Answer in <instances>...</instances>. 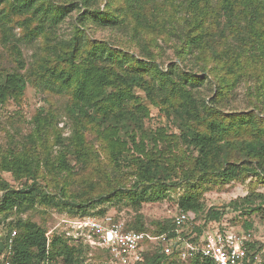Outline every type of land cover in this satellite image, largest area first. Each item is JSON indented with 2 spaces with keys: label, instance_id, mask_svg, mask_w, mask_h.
<instances>
[{
  "label": "trees",
  "instance_id": "trees-1",
  "mask_svg": "<svg viewBox=\"0 0 264 264\" xmlns=\"http://www.w3.org/2000/svg\"><path fill=\"white\" fill-rule=\"evenodd\" d=\"M64 1L69 6L57 5L52 0H0L8 5L14 14L25 17V24H30L32 21L40 23L42 18L37 15L44 16L50 24H55L61 22L72 9L79 10V6L85 10L79 19L81 26L88 23L100 28L121 30L124 20L129 17L134 21L133 27L129 30L132 42L134 40L136 46L140 47L144 54L140 53L136 57L97 42L92 45L90 43L89 46L83 45L76 36L65 45L66 50L60 47V53H53L52 67L48 66L46 58L39 61L38 72L34 74V70L32 71L34 76L41 78L42 82L48 85L69 90L71 102L67 113L74 121L75 129L69 138L61 137L59 132L54 135V145L59 147V151L52 159L48 145H46L45 135L49 128L53 129L54 117L42 110L37 111L32 121L33 132L23 139V146L20 149L12 148L7 155L0 157V171L11 173L17 180L26 178L31 181V184L26 182L20 189L15 190L0 179V190L2 191L0 216L6 217L12 212L16 215L23 213L33 209L37 203L44 206L70 207V215L74 216L77 212H81L80 217L87 216L85 209L92 201L90 198L87 197L84 204H76L74 201L56 199L39 188L37 178L40 166L44 165L50 172L54 171L57 174L71 173L74 168L84 167L91 156V151L84 139L87 125L97 128L99 136L106 140L110 156L115 160L125 149L126 138H130L132 144L138 147L135 134L132 133L144 132L143 119L148 116L147 108L136 94V90L139 89L146 94L152 104L156 105L155 101L158 100V103L166 106L169 112L171 111L180 131L178 137L180 144L196 153L190 174L185 177L192 191L190 190L179 199L177 214L193 212L196 217L195 221L199 222L182 226L179 229L180 236L184 241L197 245L199 238L206 230L211 231L216 227L224 229L221 227V220L225 210L217 211L210 208L204 211L199 201V194L194 191L197 186L189 183V179L193 174H198L200 185L203 183L217 184L218 182L225 184L237 181L248 174L264 175V122L258 120L256 116L246 114L233 115L227 121L219 118L220 111L216 106L227 97L228 91L235 85L238 76H235L234 66L229 64V61L224 62L225 59H230V49L214 50L211 45L213 37L203 30V28L206 30L203 23L207 21L208 15L214 14V11L210 12V0H178L175 7L166 11L163 10V5L167 3L165 1L148 13H146L148 4L157 5L155 0H124L125 7L114 4L116 0H105L102 11L94 8L97 0ZM173 1L168 0L170 4ZM253 1L258 3L259 0ZM237 4L255 7L252 0H221L220 9L223 15L220 19H224V32L234 26L236 16L233 6ZM178 10L185 18L183 19L187 23L185 26L172 24L176 20ZM8 13L4 14V20L7 19ZM161 14L169 15L170 19L165 20L160 16ZM220 19L217 18V20ZM2 32L3 35L7 34L6 30ZM145 33L165 35L169 39L179 40L180 44L176 45L175 54L180 62L170 63L166 71L160 69L153 63L152 54L147 47V44L152 43L153 40L147 43L141 36ZM220 36L223 37L222 32ZM13 49L16 53L17 70L0 69V108L10 100L20 101L29 80L20 73L19 69L23 68V63L19 58V51L14 46ZM211 60L218 63L223 62L221 68L232 76L227 79L219 72H215L216 67L208 68L206 64ZM185 61H188L190 65L198 66L201 73L210 72L212 74L211 80L215 84L212 94L215 95L210 102L206 103L205 99L192 94L195 85L208 76L202 77L197 72L184 70L180 64ZM234 64L235 66L239 64L238 60ZM201 127H204L206 131L200 130ZM242 134H246L247 138L242 137ZM231 137L233 140L230 139ZM36 140L41 141V147L44 150L42 162L39 156L29 154L26 149L24 151L26 146L33 149ZM233 151L246 158L245 165L230 162L229 156ZM141 152H143L142 149ZM67 156L72 157L71 164L67 161ZM138 169L135 188L153 185L161 188L169 180V172L159 167L153 159L147 158L145 161H140ZM208 176L212 177L207 179ZM164 190L167 189L164 188ZM128 195L130 198L133 196L139 198H135L136 200L143 199L136 193H128ZM249 197H244L242 202H248ZM105 198H102V195L97 197L99 201L108 200ZM135 199L133 198V203ZM251 203L252 201L248 204ZM231 207L235 211L239 210L236 202L223 208ZM243 211L248 213L255 209L244 208ZM95 217L103 219L107 216ZM124 225L126 230L150 233L154 236L175 235L176 229L174 217L157 222L154 229L145 228L139 216ZM251 228L250 223L244 224L245 231H250ZM13 231L15 237L12 246L13 255L10 258L11 264H84L83 255L89 251L85 245L73 243L70 239L56 233L48 242L45 236L47 230L44 227L30 219H18L15 223H9L7 234L0 242V264H3L1 255ZM183 243L182 241L180 244ZM147 245L143 260L137 264H213L211 260L200 257V255H193L183 261L176 254H161L154 244L148 242ZM97 253L104 261L108 260L107 254Z\"/></svg>",
  "mask_w": 264,
  "mask_h": 264
},
{
  "label": "rangeland",
  "instance_id": "rangeland-1",
  "mask_svg": "<svg viewBox=\"0 0 264 264\" xmlns=\"http://www.w3.org/2000/svg\"><path fill=\"white\" fill-rule=\"evenodd\" d=\"M52 1L57 5L66 4L69 6L64 0ZM155 1L157 5L149 3L146 13L165 1L167 3L163 5V10H171L178 2V0H174L170 4L168 0ZM220 1L210 0V12L214 11V14L208 15L207 21L203 23L206 30L204 28L203 30L213 37L211 45L214 50L230 49V59H225L224 62L229 61V64L234 66V73L238 78L235 85L228 91L227 97L216 106L220 111L219 118L227 121L233 115L246 114L256 116L258 120L264 122V0H259L258 3L252 0L255 7L242 4L234 5L236 20L233 22L234 26L225 32L224 19H220L223 15ZM114 4L125 7L124 0H116ZM104 6L105 0H97L94 8L102 11ZM5 13L8 15L4 20ZM84 13V8L79 6V10L72 9L61 22L50 24L44 16L37 15L42 18L40 23L32 21L30 24H25V17L14 14L8 5L0 2V69L17 70L14 46L19 51V58L23 63V68L19 71L29 79L20 101L10 100L0 108V157L7 155L12 148L20 149L23 146V139L33 132V117L39 110L54 117V121H52L54 130L49 128L45 135L46 145H48L52 159L59 151V147L54 145V135L59 132L61 137L69 138L75 129L74 121L67 113L71 102L69 90L48 85L42 82L41 78L32 74L33 70L34 74L38 72L37 65L42 58H46L48 66L52 67L53 53H60V47L66 50L65 45L76 36L83 45L89 46L90 43L92 45L97 42L136 57L140 53L144 54L141 48L136 46L135 41L132 42L129 30L133 27L134 21L129 17L124 20L123 28L119 30L100 28L88 23L81 26L79 19ZM176 15V20L172 24L185 26L187 23L183 20L185 18L182 16V12L178 10ZM160 16L165 20L170 19L169 15L161 14ZM128 21L129 23H127ZM3 30L7 31L6 35H3ZM221 32L223 37L220 36ZM141 36L147 43L153 40L152 43L147 44V47L152 54L153 63L160 69L166 71V67L170 63L180 62L175 54L176 45L180 44L179 40L151 33ZM237 60L239 64L235 66L234 63ZM222 64L223 62L218 63L211 60L206 65L208 68L216 67L215 72H219L221 76L228 79L232 74H227L226 70L221 68ZM180 66L184 70L197 72L202 77L208 76L209 80L203 79L202 82L195 85L192 94L205 99L206 103L210 102V99L215 95L212 94V90L215 89L214 81L211 80L212 74L210 72L201 73L198 66L190 65L188 61ZM136 94L148 110V116L143 119L144 132L135 131L132 133L135 134V142L138 147L132 144L130 138H126L125 149L115 160L110 156L106 140L99 136L97 128L87 125L84 139L86 146L91 151V156L86 165L82 168H74L71 173L57 174L54 171L50 172L41 164L37 182L40 189L56 199H66L74 201L76 204H84L87 197L90 198L92 201L85 209L88 217L104 215L116 221L128 223L139 216L145 228L154 229L157 222L171 219L177 215L179 199L191 190L185 177L190 174L196 153L180 144L178 138L180 131L176 118L166 106L158 103V100L155 101L156 105L152 104L146 94L139 89L136 90ZM200 130L206 131L204 127H201ZM242 137L247 138V135L242 134ZM230 139L233 140L232 137ZM29 148L26 146L24 151L26 149L29 154L39 156V160L42 162L44 150L41 147V141L36 140L33 149ZM229 157L231 163L237 165L246 163V158L236 151L231 152ZM147 158L153 159L159 167L169 172V180L161 188H157L156 185L134 187L140 161H145ZM67 161L71 164L72 157L67 156ZM211 177L208 176L207 179ZM0 179L15 190L20 189L26 182L31 184V181L26 178L17 180L11 173L2 171H0ZM189 183L197 186L194 191L199 194V201L202 203L204 211L210 208L217 211L225 210L221 227L238 233L242 231L250 233L253 239L264 246L263 174L259 176L248 174L237 181L225 184L218 182L217 184L203 183L202 185L199 184L198 174H193ZM128 193H136L143 199L136 200L139 198L135 196L130 198ZM99 195H102V198L108 197L105 198L108 200L99 201L97 199ZM246 196H250L249 201L244 203L242 199ZM133 198H136L134 203L132 202ZM251 201L252 203L248 204ZM232 202H236L239 210L235 211L232 207V209L223 208ZM244 208L255 209V211L245 213ZM70 209V207H61V205L55 207L37 203L33 209L23 213L16 215L12 212L6 217L0 216V242L7 234L9 223H15L18 219H30L47 231L55 227L60 230L64 227L62 224L64 220H74L81 216V212H77L76 209L73 211L76 210L77 213L74 216L70 215ZM245 223L252 225L250 231L244 230ZM83 256L84 264L104 263L103 258L97 252L89 250Z\"/></svg>",
  "mask_w": 264,
  "mask_h": 264
},
{
  "label": "built area",
  "instance_id": "built-area-1",
  "mask_svg": "<svg viewBox=\"0 0 264 264\" xmlns=\"http://www.w3.org/2000/svg\"><path fill=\"white\" fill-rule=\"evenodd\" d=\"M195 220L193 212H180L174 217L175 235L154 236L126 230L123 222L114 221L110 217L99 219L85 216L64 220L62 229L55 227L47 231L45 236L49 242L54 233L63 235L73 243L85 245L91 252L107 254L109 258L103 264H137L143 260L148 242L158 247L161 254H176L183 261L193 255H200L213 264H264V246L253 239L250 233L216 227L211 231L206 230L197 245L184 241L179 229L199 222ZM14 237L13 231L1 255L3 264H11ZM182 241L184 243L180 244Z\"/></svg>",
  "mask_w": 264,
  "mask_h": 264
}]
</instances>
